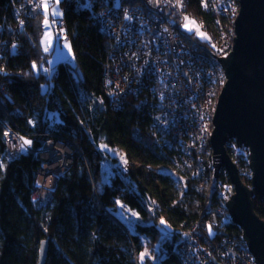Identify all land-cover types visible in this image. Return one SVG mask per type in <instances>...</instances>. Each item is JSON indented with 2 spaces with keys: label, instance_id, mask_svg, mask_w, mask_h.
I'll return each mask as SVG.
<instances>
[{
  "label": "trees",
  "instance_id": "trees-1",
  "mask_svg": "<svg viewBox=\"0 0 264 264\" xmlns=\"http://www.w3.org/2000/svg\"><path fill=\"white\" fill-rule=\"evenodd\" d=\"M111 2L93 0L90 7H83L61 1L76 65L65 62L45 72L41 65L47 64L49 55L40 43L43 15L27 18L20 31V2L0 0V41L10 42L0 63L5 72L0 73V104L7 113L0 111V155L6 123L32 139L27 152L0 163V264H37L42 241L48 242L45 264H152L140 261L142 236L154 245L163 235L159 215L151 208L167 202L180 210V217H161L168 228L182 230L204 210L208 193L199 182L198 165L175 166L174 149L153 135L149 109L141 105V97L128 96L119 110L110 105L104 78L113 39L101 30L95 12L99 4ZM190 8L214 28L215 20L202 11L198 0H190ZM11 42L19 44L15 55ZM49 139L70 148L71 164L59 176L51 201L36 209L31 200L41 168L36 152ZM100 145L123 152L130 165L127 177L115 169L110 181H103L107 156ZM226 149L239 168L249 169L248 154L234 141ZM159 167L172 169L176 177L157 172ZM118 202L143 219L133 231L115 214ZM253 203L264 219V200L255 194ZM226 228L241 238V229L233 222ZM180 234L169 230L160 264L174 260Z\"/></svg>",
  "mask_w": 264,
  "mask_h": 264
},
{
  "label": "built area",
  "instance_id": "built-area-1",
  "mask_svg": "<svg viewBox=\"0 0 264 264\" xmlns=\"http://www.w3.org/2000/svg\"><path fill=\"white\" fill-rule=\"evenodd\" d=\"M17 1L21 5L17 18L21 31L26 19L38 16L40 9L38 0ZM198 1L202 11L215 20L214 28L211 25L209 29L204 17L194 14L190 0H122L119 5L112 0L99 4L96 18L101 30L113 39L104 89L115 110L123 107L128 96L141 97V105L149 109L153 135L174 149L175 166L198 165L199 182L207 187L208 199L199 218L184 230L169 226L181 236L174 244L175 258L168 264H257L242 235L238 238L227 232L232 218L226 203L234 188L225 169V178L220 176V168L216 179L211 144L213 119L227 81L219 58L233 49L239 0ZM72 3L90 7L93 0H67V6ZM187 22L194 26L193 30L185 27ZM58 27L66 30L63 19ZM11 43L10 51L15 55L19 44ZM8 44V39L0 41V63ZM0 73L5 75L1 68ZM1 110L7 116L2 104ZM2 138L5 149L0 163L3 158L17 159L32 145L28 134L7 123ZM47 142L63 145L49 139L36 152L41 160L31 197L36 209L51 201L61 172L54 158L56 153L47 156Z\"/></svg>",
  "mask_w": 264,
  "mask_h": 264
},
{
  "label": "water",
  "instance_id": "water-1",
  "mask_svg": "<svg viewBox=\"0 0 264 264\" xmlns=\"http://www.w3.org/2000/svg\"><path fill=\"white\" fill-rule=\"evenodd\" d=\"M239 6L233 49L219 58L227 81L213 119V165L216 179L220 168L228 173L234 188L226 203L232 222L241 229L256 263L264 264V219L253 203L255 194L264 200V0H239ZM231 140L249 150L252 188L226 150ZM47 255L48 242L42 241L37 264H45Z\"/></svg>",
  "mask_w": 264,
  "mask_h": 264
},
{
  "label": "rangeland",
  "instance_id": "rangeland-1",
  "mask_svg": "<svg viewBox=\"0 0 264 264\" xmlns=\"http://www.w3.org/2000/svg\"><path fill=\"white\" fill-rule=\"evenodd\" d=\"M122 0H114V3L116 5H119ZM39 5V3H38ZM44 10V18H43V27L44 32L41 37L40 43L42 46V49L44 53L48 54V60L47 64L41 65V70L45 72H52L56 69V67L59 64L68 62L72 66L76 65L71 42L69 38L66 36V31L62 30L63 28L58 27V22L63 18V11L64 8L61 5V0L57 2L55 0L52 4H47V9H45V5L43 6ZM56 13V14H54ZM47 21V24L45 23ZM185 27L188 30H193L194 26L187 22ZM201 38H204V35L198 31L197 33ZM51 118H53V115H50ZM47 147L55 148V156H58L59 161V169H61V174L65 172V168L67 165L71 164V155L72 151L70 148L63 144V145H56L54 142H47ZM55 145V146H54ZM100 148L102 151L105 152V155L107 156V159L105 160V163L103 165V181L109 182L114 170L117 169L123 174H126L127 177V171L130 168V165L127 163L125 156L121 150H112L106 147L105 145H100ZM242 149V152L249 156V150L247 148H240ZM227 150V149H226ZM247 150V151H245ZM66 152L67 157L61 156ZM63 152V153H62ZM214 152V150H213ZM53 161H51L52 163ZM235 162V161H233ZM50 168V167H48ZM239 168V167H238ZM249 168V167H248ZM58 169V170H59ZM65 169V170H64ZM116 171V170H115ZM157 172H169L170 174L174 175L176 177V173L166 167H159L156 169ZM240 175L242 180L245 184L252 188L251 184V170L250 168L247 169V167L239 168ZM178 178V176H177ZM183 181L184 179L181 178ZM249 180L250 183H247L245 180ZM151 211L154 215H159V225L161 227L163 235L157 241L154 245H150L148 240H146V237L142 236L144 240V259L140 261L142 263H145V261L149 260L152 264H160V261L165 253V249L162 247L166 236L169 234V228L165 225L163 218L161 217V214L164 218H167V215L175 214L180 217V210L173 207L171 204L165 202V206H157L155 208H151ZM115 214L122 220V222L125 223V225L129 228V230L133 231L135 228V224L138 222H143V219L140 217L138 213L135 211L129 209L127 206L122 204L121 202H118L117 204V210L115 211Z\"/></svg>",
  "mask_w": 264,
  "mask_h": 264
},
{
  "label": "crops",
  "instance_id": "crops-1",
  "mask_svg": "<svg viewBox=\"0 0 264 264\" xmlns=\"http://www.w3.org/2000/svg\"><path fill=\"white\" fill-rule=\"evenodd\" d=\"M61 1H62V0H61ZM38 2H39L40 14H42L43 17H44L43 6H44L45 4H49V3L52 4V3L55 2V0H38Z\"/></svg>",
  "mask_w": 264,
  "mask_h": 264
},
{
  "label": "bare ground",
  "instance_id": "bare-ground-1",
  "mask_svg": "<svg viewBox=\"0 0 264 264\" xmlns=\"http://www.w3.org/2000/svg\"><path fill=\"white\" fill-rule=\"evenodd\" d=\"M48 149H50V152L49 153H47V156L49 157H51V155H53L55 152H53L54 150H55V148H48ZM64 152V151H63ZM62 152V153H63ZM62 157H67V154H66V152H64V154L61 156V158ZM55 159H58V158H60V157H58V156H55L54 157ZM48 168V167H47Z\"/></svg>",
  "mask_w": 264,
  "mask_h": 264
},
{
  "label": "snow or ice",
  "instance_id": "snow-or-ice-1",
  "mask_svg": "<svg viewBox=\"0 0 264 264\" xmlns=\"http://www.w3.org/2000/svg\"><path fill=\"white\" fill-rule=\"evenodd\" d=\"M57 2H59V0H57ZM45 9H47V4H45ZM54 14H56V13H54ZM45 23L47 24V21H45ZM194 23V22H193ZM27 143V142H26ZM143 259H144V254L142 253L141 254V260L143 261Z\"/></svg>",
  "mask_w": 264,
  "mask_h": 264
}]
</instances>
